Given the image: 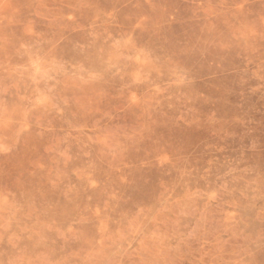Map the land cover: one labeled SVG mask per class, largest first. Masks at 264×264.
I'll use <instances>...</instances> for the list:
<instances>
[{
    "label": "rangeland",
    "instance_id": "obj_1",
    "mask_svg": "<svg viewBox=\"0 0 264 264\" xmlns=\"http://www.w3.org/2000/svg\"><path fill=\"white\" fill-rule=\"evenodd\" d=\"M0 264H264V0H0Z\"/></svg>",
    "mask_w": 264,
    "mask_h": 264
}]
</instances>
